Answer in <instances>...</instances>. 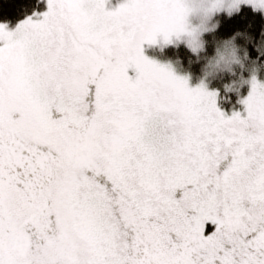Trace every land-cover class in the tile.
<instances>
[{
  "label": "snow or ice",
  "instance_id": "6c2138e0",
  "mask_svg": "<svg viewBox=\"0 0 264 264\" xmlns=\"http://www.w3.org/2000/svg\"><path fill=\"white\" fill-rule=\"evenodd\" d=\"M107 3L0 21V264H264V83L227 117L144 54L183 0Z\"/></svg>",
  "mask_w": 264,
  "mask_h": 264
},
{
  "label": "trees",
  "instance_id": "16d2710c",
  "mask_svg": "<svg viewBox=\"0 0 264 264\" xmlns=\"http://www.w3.org/2000/svg\"><path fill=\"white\" fill-rule=\"evenodd\" d=\"M44 8V3L39 0H0V21H11L13 26L19 21L31 15L33 11ZM237 33L243 34L237 39V43L246 49V67L237 69L232 75H206L201 70V63H193L195 60L191 50L185 43L166 46L162 57L178 63L182 72L191 75L194 81L204 76L208 85L217 92L220 108L229 110L238 108L239 101L249 90L248 79L256 74L264 77V13L256 11L252 7L243 5L240 10L229 17L220 20L219 27L204 35L208 41L214 38H229ZM208 52H213L211 44ZM181 58L182 63L177 61ZM227 85V86H226Z\"/></svg>",
  "mask_w": 264,
  "mask_h": 264
},
{
  "label": "clouds",
  "instance_id": "9594fccd",
  "mask_svg": "<svg viewBox=\"0 0 264 264\" xmlns=\"http://www.w3.org/2000/svg\"><path fill=\"white\" fill-rule=\"evenodd\" d=\"M214 0H183L185 9L179 35L173 37L183 40L191 50L195 60L193 63H201V70L206 75H232L237 69L243 70L246 60V49L237 43V39L243 34L237 33L229 38H214L208 41L204 38L208 33L219 27V22H211L212 14L208 11L212 8ZM196 19L198 22H193ZM211 44L213 52H208ZM177 61L182 63L181 58ZM227 86V85H226Z\"/></svg>",
  "mask_w": 264,
  "mask_h": 264
},
{
  "label": "rangeland",
  "instance_id": "374dc122",
  "mask_svg": "<svg viewBox=\"0 0 264 264\" xmlns=\"http://www.w3.org/2000/svg\"><path fill=\"white\" fill-rule=\"evenodd\" d=\"M43 3H44V8L42 10H39L40 12H43V11H46L47 10V4H46V0H41ZM125 0H108V3L106 5L107 9L109 11H115L116 9H118V7L124 3ZM246 6H249V7H252L253 6H250V5H246ZM254 9V8H253ZM256 11H262L264 13V10H256ZM235 13V12H234ZM232 13V14H234ZM232 14H228L227 12H219V13H216L212 16L211 18V22L214 24L216 23L217 21L220 23V20L224 17H229L231 16ZM24 20V19H23ZM22 21V20H21ZM20 22V21H19ZM18 22V23H19ZM193 22H198L196 19H193ZM14 24L13 26H9L10 29L14 30V28L16 27V25L18 24ZM217 28H215L214 30L212 31H215ZM210 31V32H212ZM208 32V33H210ZM207 34V33H205ZM185 43L186 46H187V43L183 40H180V39H177L175 37H172V40L170 43H166L164 41V38L163 36H160L157 38V43L156 44H148V43H145L144 44V54L151 60L161 64V65H164V66H169L172 71L174 72L175 75L179 76V77H182V78H186L187 81H188V86L190 88H198L200 87L201 85L204 86V88L209 91V92H214V93H217L215 90H213L207 83V78L204 76L203 78L197 80V81H194L192 76L187 74L186 72H182L178 63L175 62V61H172V60H165L163 59V57L161 56L162 53L164 52V49L166 48V46H169V45H178L179 43ZM256 77L257 80H259L260 82L264 83V77L260 78V76L254 74L252 75L249 79H248V82H249V90L247 92V94L242 97L239 101V107L238 108H231L229 110H225V109H222L219 107L218 105V95L216 96V100H217V107L225 113V115L227 117H231L233 115L234 112H241L242 115H246V105H244L242 103L243 100H245L249 94L251 93V90H252V85H251V82H252V79L253 77Z\"/></svg>",
  "mask_w": 264,
  "mask_h": 264
}]
</instances>
